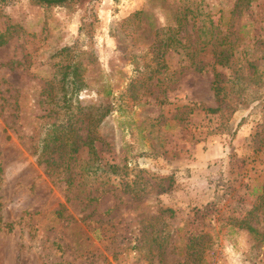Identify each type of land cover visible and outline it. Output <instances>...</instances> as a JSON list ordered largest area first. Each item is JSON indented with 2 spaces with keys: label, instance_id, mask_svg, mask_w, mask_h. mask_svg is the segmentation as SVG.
I'll return each mask as SVG.
<instances>
[{
  "label": "rangeland",
  "instance_id": "1",
  "mask_svg": "<svg viewBox=\"0 0 264 264\" xmlns=\"http://www.w3.org/2000/svg\"><path fill=\"white\" fill-rule=\"evenodd\" d=\"M0 35V264H264V0H7Z\"/></svg>",
  "mask_w": 264,
  "mask_h": 264
},
{
  "label": "trees",
  "instance_id": "2",
  "mask_svg": "<svg viewBox=\"0 0 264 264\" xmlns=\"http://www.w3.org/2000/svg\"><path fill=\"white\" fill-rule=\"evenodd\" d=\"M7 0H0V4H4ZM31 3L39 5V6H44V7H62L65 9H70L71 6L73 5H80L83 4L85 2L91 1V0H29ZM180 19V18H179ZM3 36L0 35V45L3 43ZM70 73V80H71V87L70 89H72L73 92H76L79 87H80V80H78V75L79 73L77 72L76 68H71ZM210 88L213 94V99H214V103H215V107L214 108H207L205 109L208 113H218L219 111L222 112H227L229 111L230 113L234 111V109L229 110L227 105L223 104L225 103V101L227 100V94L224 88V85L221 83L220 79H219V75L218 74H213V79L210 83ZM224 105V106H223ZM223 106V107H222ZM228 109V110H227ZM61 127V126H60ZM64 126L62 125L61 128H63ZM51 132V134H50ZM49 134H47L48 137V141L47 143L44 145L45 149L47 150H53L56 149L55 144L59 143V145H63V142H65L64 144H67L68 148H69V153L70 155L68 156L67 160L69 163V160H71L72 155L77 151L78 149V141L77 140H70L65 138L64 136H60V130L56 127V126H52L51 130H50ZM65 140V141H64ZM84 144L88 143V148H89V154H91L92 156L94 155L93 152V147L91 145V140L89 139V142L84 141ZM51 162H48V159H44L43 162L45 163V167L47 169H50V166L53 163H56L58 161L57 160H52L49 159ZM66 163V167L68 166V164ZM52 167V166H51Z\"/></svg>",
  "mask_w": 264,
  "mask_h": 264
}]
</instances>
